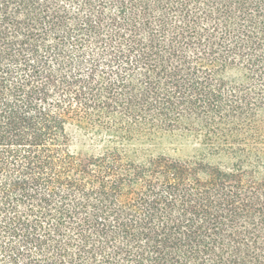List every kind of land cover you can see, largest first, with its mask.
I'll return each mask as SVG.
<instances>
[{"label":"trees","instance_id":"trees-1","mask_svg":"<svg viewBox=\"0 0 264 264\" xmlns=\"http://www.w3.org/2000/svg\"><path fill=\"white\" fill-rule=\"evenodd\" d=\"M0 264H264V0H0Z\"/></svg>","mask_w":264,"mask_h":264}]
</instances>
